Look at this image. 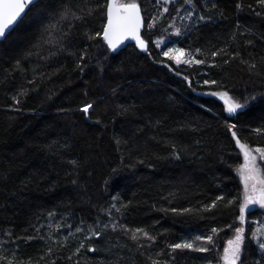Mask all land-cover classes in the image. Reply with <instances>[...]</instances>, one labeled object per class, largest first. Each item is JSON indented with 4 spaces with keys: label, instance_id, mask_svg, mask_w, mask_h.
I'll list each match as a JSON object with an SVG mask.
<instances>
[{
    "label": "trees",
    "instance_id": "obj_1",
    "mask_svg": "<svg viewBox=\"0 0 264 264\" xmlns=\"http://www.w3.org/2000/svg\"><path fill=\"white\" fill-rule=\"evenodd\" d=\"M139 2L148 21L163 11L162 2ZM104 3L37 0L0 41V264H223L244 224L236 173L244 158L229 125L252 150L264 148L253 131L264 129V15L256 14L264 10L257 0H176L142 29L147 53L131 43L113 53L102 35L89 38L102 34L106 16L88 9ZM161 36L205 63L169 61ZM213 92L244 107L228 115ZM261 220L250 206L243 264H264L251 237ZM137 228L155 240H132ZM208 235L209 252L169 255L170 244Z\"/></svg>",
    "mask_w": 264,
    "mask_h": 264
},
{
    "label": "snow or ice",
    "instance_id": "obj_2",
    "mask_svg": "<svg viewBox=\"0 0 264 264\" xmlns=\"http://www.w3.org/2000/svg\"><path fill=\"white\" fill-rule=\"evenodd\" d=\"M151 2V0H149ZM34 0H0V41L4 40L7 35L10 34L12 30H14L15 25L23 19V14L26 13V9H30L33 5ZM173 3V0H163L164 5H168ZM184 4H188L190 6H195V0H183ZM258 5L262 10H264V0H257ZM161 4V0H154L153 8H157ZM213 8L216 7L215 4L212 5ZM238 10L243 8L241 3H237L236 5ZM104 9V14L106 16V23L103 26L102 34L97 32L95 36H90V39H95L96 37H100L102 35L103 41L107 44L108 50L115 53L121 45H123L124 41L126 40H134L138 48L142 51H148V42L145 38L141 35V29L147 27V29L151 30L156 26V21L159 19L160 15L169 12V8L167 6L163 7V11L159 13V15H154L150 21L146 20L145 15H142V12L145 10L142 9L141 3L139 0H105L103 5L97 4L95 8L88 9V15H93L98 9ZM179 12V9H176ZM257 15H264V11H258ZM193 13L191 11L187 12V16L191 17ZM75 19L79 20L82 19L81 16L75 15L73 13ZM64 18V17H62ZM200 21L205 20V16L201 15L198 17ZM210 20L211 17H208ZM53 27H55L53 25ZM172 35L180 36L181 31L180 29H175ZM157 46L163 41L156 42ZM224 52L223 49H219L216 51H212L210 55L212 57H216ZM196 53L202 54V50L197 48ZM186 55V50L183 47H169L167 51H163V56L166 57L169 61H173L176 65H180L181 63L188 64V65H200L204 64L205 61L201 59L195 58L194 55L188 53L189 58L182 59ZM81 60L84 59L83 56L80 57ZM224 63H228L227 60ZM79 67V65H78ZM250 67L254 68L255 65H251ZM187 79V77H185ZM205 84L212 83L216 84L217 81L212 80L204 81ZM26 93H20V95H25ZM212 95H218L225 104V110L229 114H234L237 112L238 109L244 107V105L235 102L231 97H229L227 92L223 93H211ZM16 103L20 101L17 100L15 97L13 98ZM92 103H86L80 109V111L84 114H88L89 110L93 108ZM99 123V121H97ZM235 124L229 125V131L232 133V138L235 140L237 147L240 149L241 153L243 154L244 163L239 166L238 172L240 176L241 183L244 186V196H243V203L240 204L239 212L240 215L238 219L241 223L245 222V214L249 211L250 206L252 205H259L261 208H264V176H262L261 169L257 164V155L253 154V150L242 140L238 137V132L235 131L236 129ZM256 134L261 135L264 134V129L256 128L253 130ZM255 153L258 154V158L261 161H264V148H256ZM71 163H75L72 161ZM115 171V170H114ZM75 183V181H73ZM114 200L118 199V197H113ZM217 201L224 200V197L218 196L216 198ZM229 204L232 201H228ZM115 207V205H113ZM127 205L121 204V208H126ZM211 207H216V201H213ZM206 210H208L206 208ZM120 211V209H117ZM171 211L176 212L177 210L173 208ZM184 212L190 211L189 209H184ZM52 215V213H49ZM123 227V225H121ZM228 227H232L229 225ZM77 232H80L81 229L79 227L76 228ZM127 231V230H126ZM213 233L217 232V229L213 228L211 230ZM244 229L242 227L235 228V236L234 238L228 240L227 245L224 248L223 255L220 257L223 264H243V236ZM137 233H140L142 236L147 237L149 240H155V237H151L145 232L143 229L137 228L131 234L132 240H137L138 236ZM93 235H99V232H93ZM260 234V230H257L253 233V237L255 238L257 235ZM19 239V238H18ZM28 239H32V237H28ZM67 239V238H66ZM196 241L203 240L207 244L213 243V236L208 235L207 237L197 236L195 238ZM85 245L81 243L77 248V252L80 249L84 248ZM258 247L261 253H264V240L258 242ZM169 248L172 252L169 253L171 256L173 252L176 250H193L196 252L207 253L211 249L204 246H198L194 242H181V243H173L169 245ZM89 251H94V249L89 248ZM52 249L49 248V252ZM0 261H5L4 257H0ZM5 264H11V261H6ZM54 264V262H53ZM152 264H158L157 261H153ZM211 264V261H209Z\"/></svg>",
    "mask_w": 264,
    "mask_h": 264
},
{
    "label": "rangeland",
    "instance_id": "obj_3",
    "mask_svg": "<svg viewBox=\"0 0 264 264\" xmlns=\"http://www.w3.org/2000/svg\"><path fill=\"white\" fill-rule=\"evenodd\" d=\"M176 0H173V2H175ZM178 1V0H177ZM161 2L163 3V0H161ZM169 5V4H168ZM165 6H167V5H164V7ZM171 37H169V36H161V38H159L158 39V41H163V43H161L160 45L161 46H163V49H162V53H163V51H167V49L169 48V47H176L175 45H173V44H170L169 43V39H170ZM157 41V42H158ZM182 59H184V57L182 58ZM235 101V100H234ZM235 102H238L237 100L235 101ZM253 154L254 155H257V164L259 165V158H258V154L257 153H255V151L253 150ZM244 163V162H243ZM242 163V164H243ZM259 167H260V169H261V175L262 176H264V171L262 170V168H261V166L259 165ZM238 169L239 168H237V170H236V173H237V175H238V177H239V179H240V176H239V172H238ZM241 181V180H240ZM242 184V183H241ZM242 186H243V184H242ZM242 189H243V194H242V203H243V196H244V186L242 187ZM252 209H256L257 211H259L260 213H261V217H262V220L261 221H257V223H254L253 225H254V228H253V231H252V233H251V237H252V239H253V242L256 244V246L258 247V242L259 241H261V240H264V208H261L259 205H252ZM238 227H242L243 229H244V231H245V222H244V224L242 225V224H240ZM257 230H260V234L259 235H257L255 238L253 237V233L254 232H256ZM234 236H235V233H234V235L231 237V239L232 238H234ZM243 236H244V232H243ZM190 242V241H189ZM195 244L196 245H198V246H204L205 247V245H204V241L203 240H201V241H195ZM227 245V244H226ZM258 249H259V247H258ZM260 250V249H259ZM224 251V250H223ZM223 263V262H222ZM205 264H209V261L207 260V262L205 263ZM218 264H219V262H218Z\"/></svg>",
    "mask_w": 264,
    "mask_h": 264
},
{
    "label": "water",
    "instance_id": "obj_4",
    "mask_svg": "<svg viewBox=\"0 0 264 264\" xmlns=\"http://www.w3.org/2000/svg\"><path fill=\"white\" fill-rule=\"evenodd\" d=\"M36 1H37V0H34V3H35ZM34 3H33V4H34ZM26 10H27V9H26ZM23 15H24V14H23ZM105 23H106V19H105ZM105 23H104V24H105ZM142 29H143V28H142ZM142 29H141V31H142ZM102 32H103V30H102ZM130 43H131V44H134V46L136 47V49H137L138 51H140V52H142V53H147V52H145V51H142L140 48H138L137 45H136V42H135L134 40H126V41H124L123 45H121V46L119 47V49H118L116 52H118L119 50H121V49L124 48L127 44H130ZM116 52H115V53H116ZM211 96L214 97V98L219 99L220 101H222V102L224 103V101H223L218 95H215V96H214V95L211 94ZM224 105H225V104H224ZM228 115H231V114L228 113Z\"/></svg>",
    "mask_w": 264,
    "mask_h": 264
}]
</instances>
